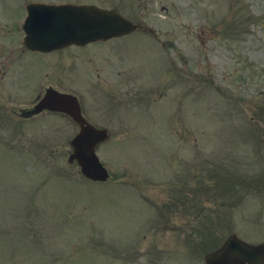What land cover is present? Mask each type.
Here are the masks:
<instances>
[{
  "label": "rangeland",
  "instance_id": "374dc122",
  "mask_svg": "<svg viewBox=\"0 0 264 264\" xmlns=\"http://www.w3.org/2000/svg\"><path fill=\"white\" fill-rule=\"evenodd\" d=\"M37 1L114 8L152 37L26 53ZM50 86L111 132L105 183L67 163L65 117L18 115ZM230 234L264 241V0H0V264H204Z\"/></svg>",
  "mask_w": 264,
  "mask_h": 264
},
{
  "label": "water",
  "instance_id": "95a60500",
  "mask_svg": "<svg viewBox=\"0 0 264 264\" xmlns=\"http://www.w3.org/2000/svg\"><path fill=\"white\" fill-rule=\"evenodd\" d=\"M29 12L30 15L24 26L27 27L25 28L27 32L25 45L30 49L41 51L59 49L70 44L84 45L89 42L108 40L127 34L136 28L115 11L100 10L92 6L33 5L30 6ZM37 12L40 16L36 25L37 29L32 26L33 32H30L29 24L34 21ZM46 23L48 26L42 29ZM36 30L41 34L34 38ZM42 109L66 112L80 124L79 134L71 141L73 153L69 157V162L76 160L81 173L86 178L105 181L108 177L107 171L99 163L94 151L95 146L107 138L106 133L84 125L78 104L69 95L48 91L44 99L35 107L36 112ZM263 261L264 244L251 246L235 236L228 238L220 249L205 257V264H263Z\"/></svg>",
  "mask_w": 264,
  "mask_h": 264
},
{
  "label": "flooded vegetation",
  "instance_id": "af4514ba",
  "mask_svg": "<svg viewBox=\"0 0 264 264\" xmlns=\"http://www.w3.org/2000/svg\"><path fill=\"white\" fill-rule=\"evenodd\" d=\"M149 32H150V31H149ZM150 33H152V32H150ZM44 90H45V89H44ZM40 93H42V92H40ZM39 96H41V94H39V95L36 96L35 100L33 101V104H32L31 106L28 107L29 110L20 111V112L18 113V115H19L21 118H24V119H26V120H32V119H35V118H38V117H39V115H32V114H31V111H30V108H32V107L34 106V104L37 102V99H38ZM42 113H44V112H42ZM187 183H188V181L184 182L185 187H186V184H187ZM188 192H189V189H187V187H186V193H188Z\"/></svg>",
  "mask_w": 264,
  "mask_h": 264
}]
</instances>
